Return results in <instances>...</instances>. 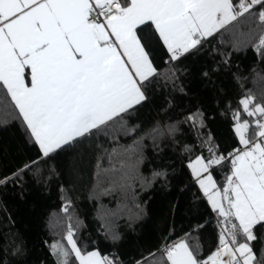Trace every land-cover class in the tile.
<instances>
[{"label":"snow or ice","instance_id":"obj_1","mask_svg":"<svg viewBox=\"0 0 264 264\" xmlns=\"http://www.w3.org/2000/svg\"><path fill=\"white\" fill-rule=\"evenodd\" d=\"M10 128L0 264H264V0H0ZM172 188L181 218L122 251ZM33 190L55 197L40 249L17 226Z\"/></svg>","mask_w":264,"mask_h":264},{"label":"trees","instance_id":"obj_2","mask_svg":"<svg viewBox=\"0 0 264 264\" xmlns=\"http://www.w3.org/2000/svg\"><path fill=\"white\" fill-rule=\"evenodd\" d=\"M13 133L14 129L10 128L6 132H0V138L3 139L5 144L11 145V152L15 153L19 146ZM143 199L148 201L147 209L149 215L139 229L140 235L138 237L131 233L126 234L125 243L122 245V251L124 252L134 250L137 246V242H139L140 245H146L148 242L154 240L157 222L163 219L165 215L170 216L173 206H175V215L178 220L181 218V214L187 209L186 195H178L176 188L169 189L166 193L156 190L148 191L144 194ZM54 200V196L45 199L39 191L33 190L25 202L17 205V226L20 228H24L25 226L28 227L30 243L36 249L41 248V239L47 234L41 222L43 211L49 204H52ZM80 208L84 209L83 218L85 223H89L88 214L91 211V206L88 205L86 199H82ZM100 248L102 251L109 250L107 242L105 241L100 242Z\"/></svg>","mask_w":264,"mask_h":264}]
</instances>
